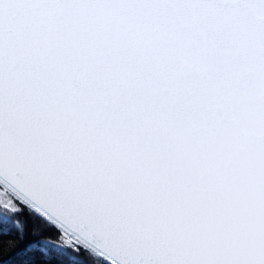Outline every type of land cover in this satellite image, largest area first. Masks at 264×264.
I'll use <instances>...</instances> for the list:
<instances>
[{
  "label": "snow or ice",
  "instance_id": "6c2138e0",
  "mask_svg": "<svg viewBox=\"0 0 264 264\" xmlns=\"http://www.w3.org/2000/svg\"><path fill=\"white\" fill-rule=\"evenodd\" d=\"M178 28L176 78L242 105L222 146L120 63ZM0 264H264V0H0Z\"/></svg>",
  "mask_w": 264,
  "mask_h": 264
},
{
  "label": "clouds",
  "instance_id": "9594fccd",
  "mask_svg": "<svg viewBox=\"0 0 264 264\" xmlns=\"http://www.w3.org/2000/svg\"><path fill=\"white\" fill-rule=\"evenodd\" d=\"M200 55V48L190 40L182 28L175 33H147L129 36L119 42L118 56L132 83H151L164 97H172L180 122L193 139L214 136V146H222L228 134L243 121L238 119L242 105L232 89L221 86L215 71L185 70L176 78L185 58ZM216 54H209L204 63L211 68ZM173 89L169 92L168 89ZM227 155V153H225Z\"/></svg>",
  "mask_w": 264,
  "mask_h": 264
}]
</instances>
